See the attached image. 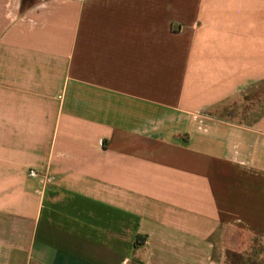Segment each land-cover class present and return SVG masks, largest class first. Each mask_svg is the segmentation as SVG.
Masks as SVG:
<instances>
[{"label":"crops","instance_id":"crops-1","mask_svg":"<svg viewBox=\"0 0 264 264\" xmlns=\"http://www.w3.org/2000/svg\"><path fill=\"white\" fill-rule=\"evenodd\" d=\"M263 85L264 0H0V264H264Z\"/></svg>","mask_w":264,"mask_h":264},{"label":"rangeland","instance_id":"rangeland-1","mask_svg":"<svg viewBox=\"0 0 264 264\" xmlns=\"http://www.w3.org/2000/svg\"><path fill=\"white\" fill-rule=\"evenodd\" d=\"M233 106L236 110H239V107H241L242 113L246 116H250L251 118L256 117L257 113L247 114L246 110L248 109L247 111H249L253 107H259V110H264V85L259 88L252 89L247 93V95H243L236 99Z\"/></svg>","mask_w":264,"mask_h":264},{"label":"built area","instance_id":"built-area-1","mask_svg":"<svg viewBox=\"0 0 264 264\" xmlns=\"http://www.w3.org/2000/svg\"><path fill=\"white\" fill-rule=\"evenodd\" d=\"M36 171L35 170H29V172H28V176L29 177H35L36 176Z\"/></svg>","mask_w":264,"mask_h":264}]
</instances>
